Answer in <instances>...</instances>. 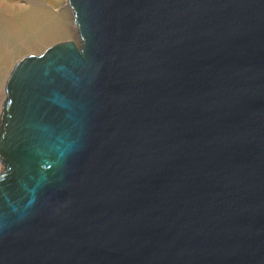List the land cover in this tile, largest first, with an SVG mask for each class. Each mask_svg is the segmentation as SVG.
<instances>
[{"label": "water", "instance_id": "obj_1", "mask_svg": "<svg viewBox=\"0 0 264 264\" xmlns=\"http://www.w3.org/2000/svg\"><path fill=\"white\" fill-rule=\"evenodd\" d=\"M0 115V264H264V0H69Z\"/></svg>", "mask_w": 264, "mask_h": 264}, {"label": "bare ground", "instance_id": "obj_2", "mask_svg": "<svg viewBox=\"0 0 264 264\" xmlns=\"http://www.w3.org/2000/svg\"><path fill=\"white\" fill-rule=\"evenodd\" d=\"M39 1L19 2L17 9L13 10V3L5 0L6 5L0 11V72L1 67L9 62L10 55L17 50L16 44L23 45L22 48L26 47L25 41L38 44L59 32V13H53L51 7L59 5L60 0H45L46 6L40 5Z\"/></svg>", "mask_w": 264, "mask_h": 264}, {"label": "rangeland", "instance_id": "obj_3", "mask_svg": "<svg viewBox=\"0 0 264 264\" xmlns=\"http://www.w3.org/2000/svg\"><path fill=\"white\" fill-rule=\"evenodd\" d=\"M13 3L12 8L13 10L17 9L18 3H26L25 0H10ZM40 5L46 6V1L41 0L39 1ZM6 5L5 0H0V11ZM53 13H59L57 16V25H59V32H57L51 39L47 41H43L38 44L25 41V46L20 44H16L17 50L14 51L10 57L9 62L6 63L1 67L0 72V115L2 110V103L6 99V90L5 84L8 78V75L15 65L17 61H19L22 57L28 55H37L42 53L46 48L52 46L58 42H63L67 40L74 41L75 43L79 42V35L77 31V26L74 22V13L69 5L68 0H60L59 5H54L51 7ZM5 166L2 164L0 160V174L4 171Z\"/></svg>", "mask_w": 264, "mask_h": 264}]
</instances>
